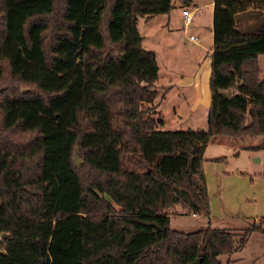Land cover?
Returning a JSON list of instances; mask_svg holds the SVG:
<instances>
[{
  "label": "trees",
  "instance_id": "obj_1",
  "mask_svg": "<svg viewBox=\"0 0 264 264\" xmlns=\"http://www.w3.org/2000/svg\"><path fill=\"white\" fill-rule=\"evenodd\" d=\"M171 8L0 0V264H223L263 230L185 232L169 215L209 218L211 136L264 148V0H213L206 129H156L158 65L137 19Z\"/></svg>",
  "mask_w": 264,
  "mask_h": 264
},
{
  "label": "crops",
  "instance_id": "obj_2",
  "mask_svg": "<svg viewBox=\"0 0 264 264\" xmlns=\"http://www.w3.org/2000/svg\"><path fill=\"white\" fill-rule=\"evenodd\" d=\"M182 8H188L192 13V22L188 25L183 23ZM156 16L164 17L160 25L166 32L164 35L169 47L175 48L182 38L190 40L189 35H194L197 39L190 41H197L198 46H203L207 40L211 53L213 0H172L170 12ZM151 18L143 17L145 22L151 21ZM151 50L157 57L156 51ZM258 64L260 76L264 78V55L259 56ZM162 67L160 71L158 66L154 83L157 112L162 114L164 110L171 111L168 121L172 128L206 129L210 103V55L204 65H199L188 85L181 83V77L172 82L171 61L167 56ZM162 95L164 97L160 100ZM199 108L204 111V116H189ZM162 119L163 124H166V119ZM260 140V136L213 135L204 147L202 169L211 213L206 218L208 224L214 222L215 226L212 227L228 228L240 233L242 228L250 226L252 220H263L259 223L263 230L251 231L241 247L228 253L222 259L224 261L221 260L223 264H264V166L258 165L264 158V148H249Z\"/></svg>",
  "mask_w": 264,
  "mask_h": 264
},
{
  "label": "rangeland",
  "instance_id": "obj_3",
  "mask_svg": "<svg viewBox=\"0 0 264 264\" xmlns=\"http://www.w3.org/2000/svg\"><path fill=\"white\" fill-rule=\"evenodd\" d=\"M164 16V15H163ZM164 17L154 16L151 18V21L145 22L143 17H138V31L141 37L142 46L146 49H153L156 51L158 66L160 71L162 70V64L164 63L165 56L171 61V73L173 74V83L176 79L179 80L181 77L182 84H191L190 81L193 79L195 73L199 69V65H204L210 52L207 47V40L203 43V46H198L197 41H190L187 39H181V42L175 48L169 47V42L165 39V30L160 25V21ZM177 72V74H176ZM172 78V77H171ZM158 81L157 84H159ZM188 86H185L187 88ZM191 91H189L190 93ZM176 97H174L175 99ZM188 110V109H187ZM171 112V111H170ZM170 112L164 110L160 115V118L166 119V124H158L156 129L160 130H174L175 128L171 127L169 123ZM197 115L198 118H201V115L204 116V111L199 108L195 113L189 114V116ZM77 154V153H76ZM264 154V152H263ZM79 158V156H78ZM80 160V159H79ZM259 167L264 166V158L262 161L258 162ZM209 200V198H208ZM115 207L117 205L112 203ZM210 212V206H209ZM211 216V213L209 217ZM170 227L172 229L180 231H193L199 227H205L208 224L205 216L197 215L196 217L192 216L187 209L181 205H176L171 211L170 215ZM263 222V220H252L250 224H258ZM215 226V223L211 224ZM210 225V226H211ZM227 254H221L218 256L220 260L224 259ZM224 261V260H222Z\"/></svg>",
  "mask_w": 264,
  "mask_h": 264
},
{
  "label": "built area",
  "instance_id": "obj_4",
  "mask_svg": "<svg viewBox=\"0 0 264 264\" xmlns=\"http://www.w3.org/2000/svg\"><path fill=\"white\" fill-rule=\"evenodd\" d=\"M181 14H182V17H183V23L185 25H188L189 23L192 22V13L190 12V10L188 8H182ZM189 39L190 40H196L197 37L194 36V35H189Z\"/></svg>",
  "mask_w": 264,
  "mask_h": 264
},
{
  "label": "water",
  "instance_id": "obj_5",
  "mask_svg": "<svg viewBox=\"0 0 264 264\" xmlns=\"http://www.w3.org/2000/svg\"><path fill=\"white\" fill-rule=\"evenodd\" d=\"M22 91H23V89H22ZM73 159H74L75 165H78L80 163V160H79L78 155L76 153H74ZM5 235H6L5 233L2 234V236H5ZM195 263L198 264L199 260H196Z\"/></svg>",
  "mask_w": 264,
  "mask_h": 264
}]
</instances>
